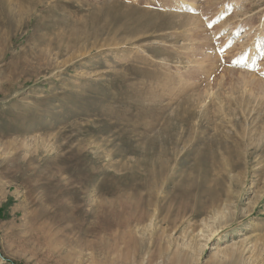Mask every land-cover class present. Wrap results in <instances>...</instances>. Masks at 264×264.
Segmentation results:
<instances>
[{
    "label": "rangeland",
    "instance_id": "obj_1",
    "mask_svg": "<svg viewBox=\"0 0 264 264\" xmlns=\"http://www.w3.org/2000/svg\"><path fill=\"white\" fill-rule=\"evenodd\" d=\"M0 264H264V0H0Z\"/></svg>",
    "mask_w": 264,
    "mask_h": 264
},
{
    "label": "bare ground",
    "instance_id": "obj_2",
    "mask_svg": "<svg viewBox=\"0 0 264 264\" xmlns=\"http://www.w3.org/2000/svg\"><path fill=\"white\" fill-rule=\"evenodd\" d=\"M187 152V151H186Z\"/></svg>",
    "mask_w": 264,
    "mask_h": 264
}]
</instances>
